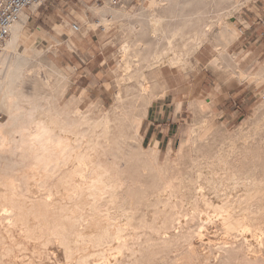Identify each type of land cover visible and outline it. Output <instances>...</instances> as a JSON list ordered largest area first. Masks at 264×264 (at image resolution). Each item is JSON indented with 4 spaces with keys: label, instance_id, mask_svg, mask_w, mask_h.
Returning a JSON list of instances; mask_svg holds the SVG:
<instances>
[{
    "label": "bare ground",
    "instance_id": "obj_1",
    "mask_svg": "<svg viewBox=\"0 0 264 264\" xmlns=\"http://www.w3.org/2000/svg\"><path fill=\"white\" fill-rule=\"evenodd\" d=\"M250 1L105 0L88 6L97 21L75 14L78 32L68 20L39 29L51 48L38 53L26 28L40 7L22 12L0 50V264H264V100L229 133L211 121L215 93L190 97L186 141L161 164L141 133L207 45L211 66L264 85V69L241 72L227 53L241 33L226 21ZM100 28L120 34L107 109L85 89L68 98L75 70L57 61L61 33L84 52Z\"/></svg>",
    "mask_w": 264,
    "mask_h": 264
},
{
    "label": "rangeland",
    "instance_id": "obj_2",
    "mask_svg": "<svg viewBox=\"0 0 264 264\" xmlns=\"http://www.w3.org/2000/svg\"><path fill=\"white\" fill-rule=\"evenodd\" d=\"M249 3L238 14L226 21L227 24L235 25L241 33L240 37L238 36L230 43L227 53L230 57L237 55L236 64L233 66L239 64L241 72L254 74L264 69V36L261 37L262 34H260L263 30H256L258 20L264 21V0H251ZM89 4L102 8L105 0H47L40 6L39 14L30 18L26 28L32 42V50L38 53L46 52L51 48V43L41 38L39 29L52 34L53 27L56 24L65 25V20H68L71 27L79 26L75 14L83 10L87 11L89 19L97 21L98 18L88 11ZM129 5L138 8L141 1L130 0ZM114 30L103 39L105 32L102 28L89 31V40L85 42L84 52L66 49L65 42L68 40V34L61 33L59 39L63 45L58 48L57 61L63 68L71 66L75 70L70 77L68 98L85 89L84 97L87 102L100 100L105 109L111 106L113 98L108 90L112 86V80L107 73L116 63L114 56L120 46L119 31ZM75 37L78 41H83L80 33H76ZM24 49L25 45L22 44L19 50L23 52ZM215 55L213 46L207 45L197 55V58H200L197 72L190 73L182 83L187 90L179 94L169 91L166 96L151 105L148 118L142 124L141 133L144 135L143 145L146 148L155 145L159 149L160 164L164 162L168 148L175 150L180 141H186V132L194 117L189 109L190 97L205 99L210 93H215V100L218 101L213 102L215 115L211 117V121L215 128L227 127L229 133H234L247 122L253 116L257 105L264 100V85L258 87L252 81L241 82L238 77L227 76L224 71H219L217 67L210 65ZM246 56L247 58L242 60ZM218 85H220L219 90H217ZM177 100L182 103L178 113L175 110ZM0 115L2 116L0 121H3L4 116L1 113ZM53 252L56 250L54 249Z\"/></svg>",
    "mask_w": 264,
    "mask_h": 264
},
{
    "label": "built area",
    "instance_id": "obj_3",
    "mask_svg": "<svg viewBox=\"0 0 264 264\" xmlns=\"http://www.w3.org/2000/svg\"><path fill=\"white\" fill-rule=\"evenodd\" d=\"M47 0H0V50L10 36L11 28L20 18L23 11L33 6H42ZM114 4H121L124 0H112ZM136 1V0H135ZM142 1V0H140ZM161 4L165 0H154ZM76 32L79 31L74 25ZM2 116L0 115V120Z\"/></svg>",
    "mask_w": 264,
    "mask_h": 264
},
{
    "label": "crops",
    "instance_id": "obj_4",
    "mask_svg": "<svg viewBox=\"0 0 264 264\" xmlns=\"http://www.w3.org/2000/svg\"><path fill=\"white\" fill-rule=\"evenodd\" d=\"M29 9V8H28ZM39 12H40V8H39ZM39 12H38V14H39ZM34 16V15H33ZM32 17V15L30 16V18ZM259 29H262L263 30V33H260V34H262L261 35V37H263L264 36V21L263 20H261V22H259V20H258V25H257V28H256V30H259ZM261 39V38H260Z\"/></svg>",
    "mask_w": 264,
    "mask_h": 264
}]
</instances>
